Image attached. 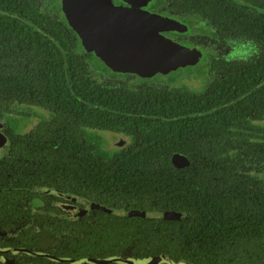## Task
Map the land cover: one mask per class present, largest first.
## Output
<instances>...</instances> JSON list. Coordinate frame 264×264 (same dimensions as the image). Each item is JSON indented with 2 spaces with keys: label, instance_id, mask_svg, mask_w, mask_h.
Wrapping results in <instances>:
<instances>
[{
  "label": "trees",
  "instance_id": "obj_1",
  "mask_svg": "<svg viewBox=\"0 0 264 264\" xmlns=\"http://www.w3.org/2000/svg\"><path fill=\"white\" fill-rule=\"evenodd\" d=\"M169 2L248 48L241 61H215L222 73L202 93L94 79L59 0H50L49 12L37 0H0V116L15 105L50 113L31 152L28 138H15L12 179L31 184V168L73 188L90 180L94 197L149 215L101 214L115 246L180 264H264V176L251 177L264 173V138L249 135L251 118L264 117V0ZM92 128L130 142L107 154ZM28 153L37 155L34 163L25 161ZM174 154L189 165L175 168ZM168 212L179 219L154 216Z\"/></svg>",
  "mask_w": 264,
  "mask_h": 264
},
{
  "label": "flooded vegetation",
  "instance_id": "obj_2",
  "mask_svg": "<svg viewBox=\"0 0 264 264\" xmlns=\"http://www.w3.org/2000/svg\"><path fill=\"white\" fill-rule=\"evenodd\" d=\"M110 1L114 7L121 8H129L132 3L138 4L143 11L178 22L183 26V31H162L160 35L186 49H196L202 53L201 61L196 65L178 68L166 74L156 73L144 80L132 74L112 73L92 54L85 52L90 55L88 60L91 59L103 74L106 73L107 75H104L107 81L113 84L123 83L129 89L158 85L199 94L205 91L216 75L222 73V70L213 68L215 61L237 62L249 55L248 48L237 36L211 25L206 17L176 11L169 0ZM186 69L194 70L196 75L190 78L185 75L176 76L177 71L182 72ZM202 72L205 73L201 74ZM30 106L34 105H15L11 109L12 113L0 116L1 131L6 136L8 144V148L5 147V155L0 158V264H138L140 260L146 258L151 260V264H180L172 262L165 256H162L165 262H153L159 257L158 254L144 255L136 245L133 250L134 245L132 244L128 247L122 244L119 246L112 244L116 239L112 237V231L106 234L107 224L105 220L99 219L100 215L138 218L130 217L127 213L141 211L128 209L126 206H115V203H111L113 201L111 198L109 204L106 198L94 197L95 192L90 180H82L78 183L80 189L73 188L71 183L61 181L59 174L36 173L31 168L26 170L31 184L16 183L12 179L13 162L16 155L11 148L14 146L15 138H28V141L23 142L31 152L30 149L35 148L39 138L43 136L34 131L39 129L40 123L50 119V113L44 108L39 106L29 108ZM19 108H25L27 111L22 112ZM20 115V118H25L28 123L24 124L22 131L18 133L13 116ZM251 120L253 125L249 135H251L250 139L255 142L264 138V129L260 127V125L264 126V117L251 118ZM89 131L99 136V147L107 154L120 152L130 142V138L122 133L93 128ZM111 141H115L114 145ZM175 155L181 154L173 156ZM36 156L30 153L25 161L34 163ZM256 176H264V173L252 171L251 177ZM16 186L18 192L14 194ZM104 209L121 213L107 212ZM154 216L179 219L171 212L157 213ZM144 217L149 216L141 218ZM152 230L157 231V228ZM98 236L102 237L100 242L97 241Z\"/></svg>",
  "mask_w": 264,
  "mask_h": 264
},
{
  "label": "water",
  "instance_id": "obj_3",
  "mask_svg": "<svg viewBox=\"0 0 264 264\" xmlns=\"http://www.w3.org/2000/svg\"><path fill=\"white\" fill-rule=\"evenodd\" d=\"M60 6L67 25L80 40L84 52L92 54L112 73L132 74L145 80L156 73L166 74L201 61L200 51L186 49L160 35L162 31H183V26L143 11L138 4L121 8L114 7L110 0H60ZM7 145L0 126V158L5 155ZM171 161L176 168L188 165L187 159L181 155L173 156ZM127 215L149 216L135 211ZM155 261L166 260L160 256ZM138 264H151V260L146 258Z\"/></svg>",
  "mask_w": 264,
  "mask_h": 264
},
{
  "label": "rangeland",
  "instance_id": "obj_4",
  "mask_svg": "<svg viewBox=\"0 0 264 264\" xmlns=\"http://www.w3.org/2000/svg\"><path fill=\"white\" fill-rule=\"evenodd\" d=\"M37 2H38V5H39L40 8H43L44 10L47 9V10H50L51 11L49 0H37ZM88 66H89V72H90L91 76L94 79H98V80L105 79V75L104 74H106V73L103 74L102 70L99 69L98 66L91 59L88 60ZM203 73H205V72H202L201 74H203ZM175 74H176V76H183V75H185V76H187V77L190 78L192 76H195L196 75V72L194 70L186 69V70H183L182 72H181V70L180 71H177ZM171 75H174V74H171ZM19 110H21L22 112L27 111L25 108H19ZM13 117H14L13 120L15 121V125L18 127L16 131H18V133H19V132L22 131V129L24 127V124H27L28 121L25 120V118H20L21 115L20 116H13ZM116 141L119 142V140H116ZM114 143H115V141H111V144L112 145H114ZM103 144H105V141H103Z\"/></svg>",
  "mask_w": 264,
  "mask_h": 264
}]
</instances>
